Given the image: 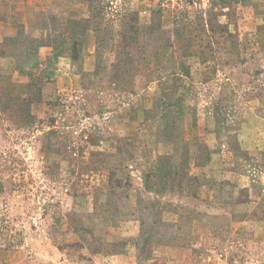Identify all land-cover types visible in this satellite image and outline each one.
I'll return each instance as SVG.
<instances>
[{"label":"rangeland","instance_id":"1","mask_svg":"<svg viewBox=\"0 0 264 264\" xmlns=\"http://www.w3.org/2000/svg\"><path fill=\"white\" fill-rule=\"evenodd\" d=\"M0 264H264V0H0Z\"/></svg>","mask_w":264,"mask_h":264}]
</instances>
